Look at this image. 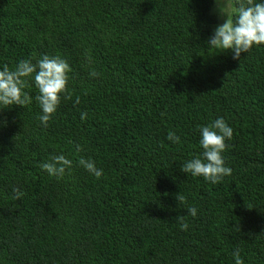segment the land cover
<instances>
[{"label":"trees","instance_id":"16d2710c","mask_svg":"<svg viewBox=\"0 0 264 264\" xmlns=\"http://www.w3.org/2000/svg\"><path fill=\"white\" fill-rule=\"evenodd\" d=\"M214 8L0 0V70L44 55L72 69V99L61 98L47 128L32 78L33 102L0 111V264H235L237 249L244 264H264V45L238 60L215 53ZM217 118L233 129L222 154L231 175L212 184L180 169L201 155L199 129ZM61 153L73 168L57 180L39 165Z\"/></svg>","mask_w":264,"mask_h":264},{"label":"clouds","instance_id":"9594fccd","mask_svg":"<svg viewBox=\"0 0 264 264\" xmlns=\"http://www.w3.org/2000/svg\"><path fill=\"white\" fill-rule=\"evenodd\" d=\"M213 3L214 13L223 19V23L215 28L207 42L215 53L231 50L232 58L238 60L242 53H248L254 45H264V0L261 2L257 0H213ZM71 71L68 62L59 55H44L35 63L31 58L24 59L11 69L5 64L0 70V111L13 106L24 108L33 102V97L25 91L31 86L29 78H32L38 90L35 100L42 110V115L38 118L41 125L47 128L61 103V98L72 99L68 88ZM99 75L100 73L94 69L90 71L92 77ZM75 103H80L79 97H76ZM86 116L87 113H81L82 120ZM199 131L203 151L200 156L185 162L180 170L185 174L203 177L206 181L217 184L224 177L231 175V169L225 166L222 154L229 147L227 141L233 138V129L223 118H217L211 124L201 126ZM166 138L172 143L181 142L179 137L171 131ZM74 151L79 154L84 151V148L80 144H74ZM76 164L97 179L103 175V170L97 168L95 161L91 158L79 156ZM39 167L50 177L61 180L73 168V160L61 153L50 156ZM12 191L13 199L19 200L24 195L18 188H13ZM175 199L180 204L186 203V197L182 194L178 193ZM197 211L195 207L187 209L192 217H196ZM176 219L182 231L189 228L184 216H178ZM233 257L235 264H244L239 249L233 253Z\"/></svg>","mask_w":264,"mask_h":264},{"label":"rangeland","instance_id":"374dc122","mask_svg":"<svg viewBox=\"0 0 264 264\" xmlns=\"http://www.w3.org/2000/svg\"><path fill=\"white\" fill-rule=\"evenodd\" d=\"M222 19V18H221Z\"/></svg>","mask_w":264,"mask_h":264}]
</instances>
